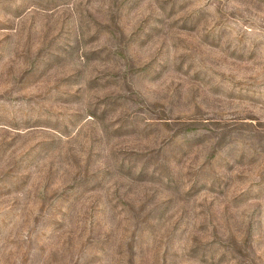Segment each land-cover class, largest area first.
Instances as JSON below:
<instances>
[{
  "label": "rangeland",
  "instance_id": "374dc122",
  "mask_svg": "<svg viewBox=\"0 0 264 264\" xmlns=\"http://www.w3.org/2000/svg\"><path fill=\"white\" fill-rule=\"evenodd\" d=\"M0 264H264V0H0Z\"/></svg>",
  "mask_w": 264,
  "mask_h": 264
}]
</instances>
